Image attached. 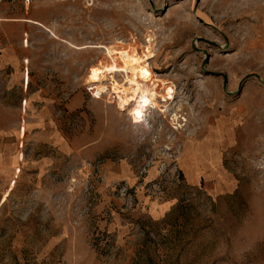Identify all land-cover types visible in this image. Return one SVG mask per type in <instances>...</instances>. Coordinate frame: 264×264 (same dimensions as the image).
<instances>
[{
  "label": "rangeland",
  "instance_id": "obj_1",
  "mask_svg": "<svg viewBox=\"0 0 264 264\" xmlns=\"http://www.w3.org/2000/svg\"><path fill=\"white\" fill-rule=\"evenodd\" d=\"M20 1L35 21L7 30L0 71V264H128L178 224L180 264H264V0ZM125 45L152 55L139 94L164 105L137 96L140 121L88 82Z\"/></svg>",
  "mask_w": 264,
  "mask_h": 264
},
{
  "label": "bare ground",
  "instance_id": "obj_2",
  "mask_svg": "<svg viewBox=\"0 0 264 264\" xmlns=\"http://www.w3.org/2000/svg\"><path fill=\"white\" fill-rule=\"evenodd\" d=\"M150 58H152V55L143 58V56L135 53L130 46L125 45V47L117 49L116 53L109 60H99L97 66L91 68L88 73V82L93 84L95 96L100 98L102 95L111 92L118 108L122 111H127L129 115L133 116L135 121H140L139 118L142 116V113L139 106L134 105V109H130L129 107L132 102H136L137 96L139 97L140 95L139 80L148 78L150 75L146 62ZM108 72L110 75L123 72L132 76L133 80L127 86H118L113 83L108 84L107 82L111 78V76L107 75ZM155 84L162 85V82L157 81ZM150 89L147 91V94L140 96L148 104L163 109L164 105H161L157 100L159 98L158 92H153ZM143 93L146 92L144 91Z\"/></svg>",
  "mask_w": 264,
  "mask_h": 264
},
{
  "label": "trees",
  "instance_id": "obj_3",
  "mask_svg": "<svg viewBox=\"0 0 264 264\" xmlns=\"http://www.w3.org/2000/svg\"><path fill=\"white\" fill-rule=\"evenodd\" d=\"M177 226H180V224L176 225V227L174 226L175 228L170 226L165 232H157L153 236H150L149 233L145 234L141 244L138 248L134 249L128 264H180V255L184 247L181 245L182 230H177L179 229ZM101 237L103 238L105 235L101 234ZM100 240L95 239V242H100ZM176 243L178 244L176 245ZM94 245L95 248L98 247L96 244ZM107 245L106 241L98 250L103 252L107 248ZM177 249L178 253H173Z\"/></svg>",
  "mask_w": 264,
  "mask_h": 264
},
{
  "label": "crops",
  "instance_id": "obj_4",
  "mask_svg": "<svg viewBox=\"0 0 264 264\" xmlns=\"http://www.w3.org/2000/svg\"><path fill=\"white\" fill-rule=\"evenodd\" d=\"M21 3L20 0H0V71L11 65V56L16 54L7 30L12 28L15 31L13 41H16L19 39V29L24 30L26 23L33 24L31 21H35L25 18L26 8Z\"/></svg>",
  "mask_w": 264,
  "mask_h": 264
},
{
  "label": "built area",
  "instance_id": "obj_5",
  "mask_svg": "<svg viewBox=\"0 0 264 264\" xmlns=\"http://www.w3.org/2000/svg\"><path fill=\"white\" fill-rule=\"evenodd\" d=\"M24 104H25V101H24Z\"/></svg>",
  "mask_w": 264,
  "mask_h": 264
},
{
  "label": "snow or ice",
  "instance_id": "obj_6",
  "mask_svg": "<svg viewBox=\"0 0 264 264\" xmlns=\"http://www.w3.org/2000/svg\"><path fill=\"white\" fill-rule=\"evenodd\" d=\"M139 115V114H138Z\"/></svg>",
  "mask_w": 264,
  "mask_h": 264
}]
</instances>
